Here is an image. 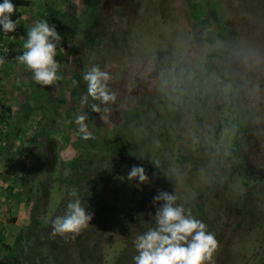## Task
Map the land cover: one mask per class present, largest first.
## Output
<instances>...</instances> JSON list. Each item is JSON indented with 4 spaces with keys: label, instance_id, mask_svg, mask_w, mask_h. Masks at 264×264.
Here are the masks:
<instances>
[{
    "label": "rangeland",
    "instance_id": "374dc122",
    "mask_svg": "<svg viewBox=\"0 0 264 264\" xmlns=\"http://www.w3.org/2000/svg\"><path fill=\"white\" fill-rule=\"evenodd\" d=\"M197 1L51 2L55 14L63 13L56 29L63 78L45 87L24 73L15 90L16 113L0 117L20 127L9 136L7 160L0 161L6 178L1 189L5 183L20 188L25 176L22 188L39 223L34 227L30 217L22 244L34 242L37 249L45 241L49 251L56 246L57 260L38 264H67L58 254L72 241L70 234L52 236V221L77 198L93 219L74 259L134 264L135 237L152 226L160 206L153 198L161 191L174 194L214 234L218 248L210 264H264V178L256 176L264 173V86L249 83L253 74L264 77V0H224L230 31L219 46L211 35L221 37L228 28L212 25ZM211 6L222 25L219 7ZM94 17L102 23L99 30H85ZM106 22L111 28L104 31ZM93 65L111 76L115 102H84L83 75ZM171 69H183V77L173 82ZM230 78L247 85L230 92ZM235 97L247 112L245 124H234ZM24 102L36 112L27 117ZM78 115L88 116L87 140L75 123ZM134 165L145 168L144 184L128 180Z\"/></svg>",
    "mask_w": 264,
    "mask_h": 264
},
{
    "label": "clouds",
    "instance_id": "9594fccd",
    "mask_svg": "<svg viewBox=\"0 0 264 264\" xmlns=\"http://www.w3.org/2000/svg\"><path fill=\"white\" fill-rule=\"evenodd\" d=\"M17 11L12 0L0 3V26L8 34L15 32L20 20H12L11 16ZM62 37L47 20H37L28 30L27 39L23 43V54L16 60L33 73L32 79L41 86H52L63 77L59 75L60 63L57 61V48ZM64 49L61 48V51ZM4 61L0 58V64ZM183 69L179 74L171 69L169 76L173 82L181 79ZM189 79L192 74L189 73ZM111 76L101 70L99 66H91L83 75L86 82L87 94L83 97L85 103L88 98L100 101L101 104L115 102L116 94L109 89ZM166 83L168 81H165ZM75 81L73 84L75 85ZM92 111L99 112L100 106L93 105ZM87 115L75 117L83 139L91 138L85 121ZM128 180H137L144 184L149 180L143 166L134 165L128 173ZM76 196L75 192L71 193ZM159 207L152 216V226L137 235L134 246L137 255L133 257L134 264H210L218 248V241L214 234L208 231L207 225L197 219L190 208L177 203V197L167 191H161L153 198V204ZM93 214L82 206L80 199L67 204V211L52 221V236L79 235L86 229Z\"/></svg>",
    "mask_w": 264,
    "mask_h": 264
},
{
    "label": "crops",
    "instance_id": "0c3cea01",
    "mask_svg": "<svg viewBox=\"0 0 264 264\" xmlns=\"http://www.w3.org/2000/svg\"><path fill=\"white\" fill-rule=\"evenodd\" d=\"M23 1H25L27 5H21ZM2 2L3 0H0V3ZM51 2H56V0H12L17 11L12 14L11 19L14 21L20 20V22L15 32H10L8 34H5L2 26H0V58L4 61L3 64H0L1 118L4 114L10 116L16 113L17 107L15 104L17 103V92L15 90L19 91V86H21L19 80L30 72L24 65L16 60L20 52L23 54V43L27 39V30L37 20H47L48 23L53 25L56 29L58 26L57 21H63L61 18L63 13L57 12L58 15L55 14L53 7H51ZM56 16L59 17L57 18ZM27 20L28 25L22 26ZM13 52L16 54L13 58L1 56V53L10 54ZM31 74L33 75L32 72ZM22 106L24 108H27V106L33 107L30 102H24ZM24 114L26 115V112ZM24 129L25 128H23V130ZM18 130H20L19 124L10 125L7 121L0 120V161L7 160L9 152V150L7 151V143L9 136ZM13 136H15V134ZM17 137L16 135L15 138ZM13 147L16 148L15 146ZM4 151H6L7 154L5 158L3 157ZM24 178L25 176L21 178V181ZM2 179L5 182V172L0 169V181ZM10 188H12V190H10ZM2 189L0 186V264H6L9 252L12 250L16 238L19 236L20 232L29 225L32 204L25 197L27 193H25L26 191L24 192L22 183L20 188H14V186H8L5 183Z\"/></svg>",
    "mask_w": 264,
    "mask_h": 264
},
{
    "label": "trees",
    "instance_id": "16d2710c",
    "mask_svg": "<svg viewBox=\"0 0 264 264\" xmlns=\"http://www.w3.org/2000/svg\"><path fill=\"white\" fill-rule=\"evenodd\" d=\"M119 3L122 2V0H117ZM22 3V4H21ZM20 4L21 5H27V3L25 1L21 2ZM215 3V5H217V7H219V13L222 15V25L219 24V20H217V16H218V13L216 11H213L212 10V6L211 4ZM197 5L200 7V9L205 13V15L207 16L208 20L210 21V23L212 25H215L216 28L221 29L222 27V30H223V27H227L228 29L225 30V33L221 36V37H215L212 33L211 37H212V40H215L217 42V45L219 46L220 44H222L223 42H225L226 40V36H227V33H228V30L230 31V27H229V24H228V19H227V15H228V11H226V8H225V5H224V0H198L197 1ZM115 13H109L108 16L109 18H115L114 15ZM108 18V17H107ZM86 24H84L85 26V30H89L90 28H93L94 30L100 28V24L101 21L98 17H94V18H88L86 20ZM107 24H105L103 26L104 28V31H107L111 28V23H108L106 22ZM221 23V22H220ZM221 25V26H220ZM102 34V32H101ZM104 34V33H103ZM99 34H94L93 33V36L94 37H98ZM216 45V46H217ZM18 54V53H17ZM15 53H1V56L2 57H9V58H13L15 57ZM18 55H22V53L20 52ZM215 56V54H214ZM214 57H212L211 59L208 60V63L206 64V69L205 71H208L209 68H212L213 64H214ZM212 63V64H211ZM193 90H189L187 92V99H189V95L190 93H192ZM38 110H39V113L43 114L44 111L41 112L40 108L37 106ZM36 111V107L33 106V107H29L27 106V108H25V112H26V116L28 117L29 115L32 114V112ZM233 113L235 114V117H236V114L238 113V110H234V107H233ZM235 117L233 118V120H235ZM243 117L240 114H238V116L236 117V125L241 123L243 121ZM237 132H238V129L236 128ZM38 139V136L35 135L34 136V140L37 141ZM26 178V177H25ZM23 179V183L22 185L24 187H27V180L26 179ZM10 190H12V188H10ZM24 192L26 191L25 189H23ZM27 193V191L25 192ZM35 209V208H34ZM34 209L31 210V213H33V216L31 215L30 213V217H32V222H33V225L34 227L38 226L39 223H38V220L37 219H34ZM82 234L80 233L79 235H74V234H70V239L72 241H70V243H68V247L67 249H65L63 252H59L58 256L59 255H62L65 254V257H66V260L67 261V264H80V258H76V260L74 259L75 255H74V248H76L75 246H85V242L83 240V242H81V238H82ZM55 238H58L57 236ZM43 238H40V240H42ZM47 240V239H46ZM48 241V240H47ZM48 242H45L44 243L41 241L39 243V246L38 248L36 249V244L33 242L30 243V245H28L26 247V244H22V233L20 232L19 236L16 238L14 244H13V248L12 250L9 252V257H8V260H7V263L6 264H38L39 262H44V261H47L49 259H51V261H56L57 259H55L56 255V246L54 247V249L52 251H49V247H48ZM55 243L60 246L59 243L61 242H57V240L55 241ZM54 243V244H55ZM40 255L41 256H44L42 259L40 258ZM59 259V257H58ZM75 260V261H74ZM75 263H74V262ZM84 263V262H83ZM82 263V264H83Z\"/></svg>",
    "mask_w": 264,
    "mask_h": 264
},
{
    "label": "flooded vegetation",
    "instance_id": "af4514ba",
    "mask_svg": "<svg viewBox=\"0 0 264 264\" xmlns=\"http://www.w3.org/2000/svg\"><path fill=\"white\" fill-rule=\"evenodd\" d=\"M228 67V66H227ZM230 76V75H229ZM236 76H238V75H236ZM235 76V78H237ZM259 75H254L253 74V76H251V77H249V79L251 80L249 83L251 84V85H253V86H259V85H262V86H264V77H262V76H259ZM260 78H261V80H260ZM231 79V78H230ZM231 84H229V89H230V92H233V93H235V94H238V88H240V89H244V87L247 85H244L243 84V86L239 83V81H236L235 79H231ZM260 83V84H259ZM241 92V91H240ZM239 92V93H240ZM212 101V100H211ZM211 101L209 102V104L211 103ZM237 102H238V98L237 97H235L234 99H233V103L231 104V113L232 114H234L233 113V107H234V110L236 109V110H238V113L236 114V117L238 116V114H240L241 113V115H242V117H243V121H242V123H246V118H247V116H246V114H247V112H246V110L244 109V108H242V107H240L238 104H237ZM235 115V114H234ZM236 117H235V120H234V124H236ZM242 130V129H241ZM236 132H237V130H236ZM238 132H239V130H238ZM237 132V133H238ZM241 133V132H240ZM239 133V134H240ZM236 141H238L237 142V144H236V146L237 145H239L240 144V139L238 138V139H236ZM245 172L246 173H248V174H250V171L248 170V169H245ZM258 178H260V179H263L264 178V173H258L257 172V175H256Z\"/></svg>",
    "mask_w": 264,
    "mask_h": 264
}]
</instances>
